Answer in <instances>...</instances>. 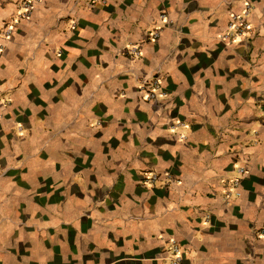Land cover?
I'll return each instance as SVG.
<instances>
[{"label": "crops", "instance_id": "1", "mask_svg": "<svg viewBox=\"0 0 264 264\" xmlns=\"http://www.w3.org/2000/svg\"><path fill=\"white\" fill-rule=\"evenodd\" d=\"M25 1L0 0V264H264V0Z\"/></svg>", "mask_w": 264, "mask_h": 264}, {"label": "built area", "instance_id": "2", "mask_svg": "<svg viewBox=\"0 0 264 264\" xmlns=\"http://www.w3.org/2000/svg\"><path fill=\"white\" fill-rule=\"evenodd\" d=\"M38 0H26L23 4V12L20 14L21 19H29L32 15L34 10V5ZM251 6L246 4L243 8V11L240 15L233 14L230 18L228 27H227V34L223 36V39L228 41H235L244 38L246 33L249 30V23L247 21L250 15ZM15 30L13 27H6L4 34L5 38L9 39L13 36ZM158 37V32L154 34V38ZM133 54L139 55L137 49H133ZM142 90L146 91V100L148 101H155L157 97V92L160 90V83L159 80L156 78H152L151 80H145L142 82ZM241 174L244 173V169L239 171ZM170 178V177H169ZM156 177L153 178L155 180ZM239 184V181H238ZM262 236L264 237V229L262 230ZM174 256L171 260L172 264H182V257L180 255L179 248L174 246Z\"/></svg>", "mask_w": 264, "mask_h": 264}, {"label": "rangeland", "instance_id": "3", "mask_svg": "<svg viewBox=\"0 0 264 264\" xmlns=\"http://www.w3.org/2000/svg\"><path fill=\"white\" fill-rule=\"evenodd\" d=\"M240 174V173H239Z\"/></svg>", "mask_w": 264, "mask_h": 264}]
</instances>
